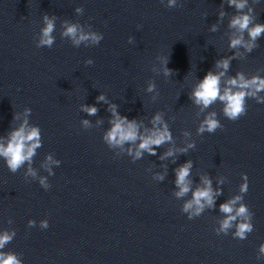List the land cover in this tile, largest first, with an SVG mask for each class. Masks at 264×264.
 Listing matches in <instances>:
<instances>
[{
    "label": "water",
    "instance_id": "95a60500",
    "mask_svg": "<svg viewBox=\"0 0 264 264\" xmlns=\"http://www.w3.org/2000/svg\"><path fill=\"white\" fill-rule=\"evenodd\" d=\"M245 14L250 27L264 24V0L241 10L228 0H0V144L22 125L40 132V147L15 173L0 157V234L15 233L0 251L21 264H264V102L246 98V114L233 121L219 99L205 108L190 98L209 71L221 94L238 74L264 79V33L251 51L230 46L241 35L231 21ZM45 16L51 47L40 45ZM73 25L77 39H101L77 44L63 35ZM112 106L139 136L167 125L171 141L138 158L139 139L109 145ZM212 113L222 128L199 133ZM188 161L189 190L177 196L176 172ZM209 186L213 206L184 211ZM236 196L233 214L240 204L251 214L244 240L233 238L242 218L219 231L228 215L220 205Z\"/></svg>",
    "mask_w": 264,
    "mask_h": 264
},
{
    "label": "clouds",
    "instance_id": "9594fccd",
    "mask_svg": "<svg viewBox=\"0 0 264 264\" xmlns=\"http://www.w3.org/2000/svg\"><path fill=\"white\" fill-rule=\"evenodd\" d=\"M230 6H234L237 10L244 9L247 0H228ZM175 0H169V5H174ZM80 11V9H77ZM251 11V9H249ZM46 27L42 29V38L40 40V45H47L49 47L53 44V37L51 33L54 30V24L52 20H49L45 16ZM253 23V18L250 15H239L232 19L231 27L237 28L241 35L231 40V47L236 48L237 46H243L248 51H251L255 47V41L262 33H264V24H254L250 27V24ZM247 31L249 36V41L245 42L243 39V33ZM63 35L71 36L74 39V42L79 44L82 40H87L91 38L93 42H98L101 37L94 33H81L77 39V27L68 26ZM87 63L91 64L92 61L89 60ZM229 66L228 60H222L217 62V67H223L227 69ZM166 67V75L171 74V70ZM220 75H223L221 73ZM229 87H226L221 94L220 91V79L219 76L213 74L209 71L202 82L193 92L194 102L198 105L202 104L205 108L210 106L214 101L219 99L224 103V115L229 120H237L241 116L246 114V98L253 97L257 102H264V97H260L257 94L264 91V79L257 77L252 78L251 80H246L243 75L238 74V78L230 79L228 82ZM154 85H149V91H152ZM235 89V90H234ZM98 100H104L103 96L98 97ZM84 111H87L90 115H95L97 109L95 107H85ZM112 113L115 119L112 121L111 130L105 135L104 139L109 145H123L125 142H135L138 139L141 141L139 143L138 149L135 152V157L138 158L141 156L142 151H147L150 155H155V146L158 148L166 142H170L172 135L167 127L164 125L163 129L156 128L148 136H139L138 127L135 122H128L127 117H121L115 111V106H112ZM215 113L209 115L200 125L198 132L203 133L207 131L208 133H214L218 128H222V125L217 119L214 118ZM161 115L158 113L153 118V124L161 123ZM88 121H84V124L87 125ZM27 121H25V125ZM40 147V132L38 127H32L30 130H26L25 126L22 125L19 130L12 133L10 140L7 145L0 144V157H4L7 167L13 173H15L26 161H31L32 156L35 154V150ZM189 148H194V144H189ZM131 152V149L129 150ZM181 151H186L182 149ZM166 156L173 155V152L169 150L165 153ZM51 159V157H49ZM59 163V162H57ZM192 166V162L188 161L182 167H180L176 172V184L180 187V192L177 193V196H181L186 193L189 188L186 183V177L189 175V169ZM29 172L32 175L35 173L32 169H29ZM163 179V177H160ZM41 183L44 184V181L41 180ZM206 185H210V181L205 180ZM47 187V185H45ZM248 190V178L244 174V182L241 185V193H246ZM242 196H236L233 200H230L227 203L220 205V211L228 214L227 217L222 221L219 231L227 233L228 229L233 227V221L237 218H242V222H239L236 226V230L233 238H238L244 240L247 237V234L253 231L252 223L248 222L251 219V214L249 213L248 207L244 204H240L238 208L235 209V205L238 201L242 200ZM207 203L209 207H212L214 204L213 195L210 186L205 189L197 190L194 193V198L191 202L185 204L184 211H188L195 204V212L193 215H199L204 208V203ZM189 219H192V215L189 216ZM29 225L34 224V221L29 220ZM48 221H41V227L46 229L48 227ZM15 233L9 234L4 232L0 234V249H3L4 246L9 243ZM260 252L264 253V244L260 247ZM0 264H21V260L17 258L16 254L11 252L0 251Z\"/></svg>",
    "mask_w": 264,
    "mask_h": 264
}]
</instances>
